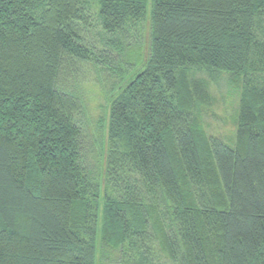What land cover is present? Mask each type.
<instances>
[{"label":"trees","instance_id":"1","mask_svg":"<svg viewBox=\"0 0 264 264\" xmlns=\"http://www.w3.org/2000/svg\"><path fill=\"white\" fill-rule=\"evenodd\" d=\"M0 264H264V0H0Z\"/></svg>","mask_w":264,"mask_h":264},{"label":"rangeland","instance_id":"2","mask_svg":"<svg viewBox=\"0 0 264 264\" xmlns=\"http://www.w3.org/2000/svg\"><path fill=\"white\" fill-rule=\"evenodd\" d=\"M189 79L208 81V99L201 110V119L207 132L230 143L235 139L240 110V86L227 74L210 77L205 72H190ZM94 83H87L86 98L88 102V117L96 119L105 103V96Z\"/></svg>","mask_w":264,"mask_h":264}]
</instances>
